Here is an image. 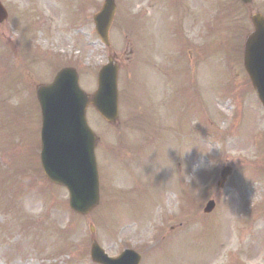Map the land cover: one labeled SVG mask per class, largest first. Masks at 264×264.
I'll use <instances>...</instances> for the list:
<instances>
[{"label":"rangeland","instance_id":"rangeland-1","mask_svg":"<svg viewBox=\"0 0 264 264\" xmlns=\"http://www.w3.org/2000/svg\"><path fill=\"white\" fill-rule=\"evenodd\" d=\"M2 1L11 17L0 25V264H92L91 235L112 256L135 249L141 264H264V112L242 63L244 38L252 28L245 14L264 15V0H253L250 7L234 0H184L176 8L172 0H115L109 49L92 22L103 0ZM186 4L192 5L190 16ZM176 23L190 43L186 50L180 45L189 64L181 56L177 60L170 28ZM23 37L50 53L24 56ZM154 48L161 52L157 61L151 57ZM109 54L121 66L120 118L107 126L87 109L99 138L102 198L89 215L79 216L69 209L66 191L43 176L34 90L70 65L91 94ZM201 159L205 165L212 159L213 165L197 169L190 180ZM225 166L232 174L218 188ZM145 171L152 173L142 180ZM120 184L133 190L120 198L113 192V199L107 191ZM209 200L216 204L211 218L220 225L210 219L207 234L200 235L190 217L175 224L178 231L185 226L180 235L168 231L172 236L162 243L160 232L173 221L169 216H187L192 203L202 214Z\"/></svg>","mask_w":264,"mask_h":264},{"label":"water","instance_id":"water-1","mask_svg":"<svg viewBox=\"0 0 264 264\" xmlns=\"http://www.w3.org/2000/svg\"><path fill=\"white\" fill-rule=\"evenodd\" d=\"M114 13V0H105L100 12L94 16L95 30L107 46ZM6 16L0 4V23ZM251 20L254 32L245 42L244 66L264 106V19L255 14ZM116 80L117 67L112 64L104 66L98 75V88L91 98L92 105L108 122H114L117 118ZM77 83L78 78L73 70H63L52 84L37 89L42 112L41 163L52 182L67 187L71 208L80 214H87L98 203L95 137L84 117L89 100ZM229 172L228 169L223 172V181ZM210 210V207L206 209ZM91 257L100 264L139 262V256L132 252L109 259L95 242L91 246Z\"/></svg>","mask_w":264,"mask_h":264},{"label":"clouds","instance_id":"clouds-1","mask_svg":"<svg viewBox=\"0 0 264 264\" xmlns=\"http://www.w3.org/2000/svg\"><path fill=\"white\" fill-rule=\"evenodd\" d=\"M210 153H211V152L206 153V154H202V155H210ZM211 160H212V159H210V160L208 161V165H205V163H204V161H203L202 159H201V160H198V161H196V162H194V164H193V166H192V168H193V175L189 176L190 180L195 178V177H194V173L197 171V169H201V168H204V167H206V166H211V165H213V164L211 163Z\"/></svg>","mask_w":264,"mask_h":264}]
</instances>
